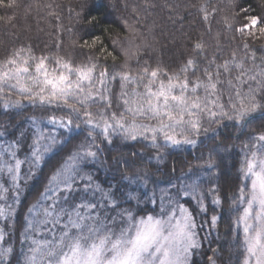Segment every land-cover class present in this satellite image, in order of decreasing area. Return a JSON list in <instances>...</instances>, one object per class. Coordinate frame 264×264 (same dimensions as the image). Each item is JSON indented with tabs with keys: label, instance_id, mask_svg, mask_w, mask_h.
<instances>
[{
	"label": "snow or ice",
	"instance_id": "1",
	"mask_svg": "<svg viewBox=\"0 0 264 264\" xmlns=\"http://www.w3.org/2000/svg\"><path fill=\"white\" fill-rule=\"evenodd\" d=\"M13 6L15 0H0V7ZM203 18L208 19L206 11ZM249 20L251 26L261 23L256 16ZM248 28L245 25L238 31L243 34ZM247 35L252 40L264 39V26L258 33L248 30ZM99 39L96 37L91 45L85 42L84 46L91 51ZM56 47V52L37 54L30 45L19 46L0 59V100L5 109L22 106L26 101L33 106L66 110L71 115L53 114L47 117L48 122L65 129L83 124L92 132L99 130L109 144L113 134L125 141H148L158 151L161 142L164 146H195L198 138L209 130L215 135L230 127L239 129L241 134L250 132L251 144L245 145L247 151L241 168L243 179L250 184L247 191L240 188L238 199L232 203L245 205L235 220V226H242L243 230L242 264H264V131L250 128L257 124L264 129V57L257 65L254 51L250 55L246 51L240 59L234 51L231 58L220 63L213 56L207 67L202 68L195 58H188L178 71L169 72L159 65L153 67L147 61L133 69V59L139 65L137 46L135 50H122L124 62L118 70L109 71L101 61L106 62L108 57L115 61L117 57L103 46L97 55L79 60L71 54H61L60 43ZM243 47L250 49L247 42ZM194 48L204 51L200 42ZM247 60L252 62L250 67L246 66ZM198 70L202 76L196 75ZM225 83L229 89L227 103L222 101L221 86ZM113 87H118L115 94ZM114 104L119 111L113 110ZM73 116L79 123L73 124ZM205 122L209 127L204 126ZM38 123L31 150L32 167L37 168L55 143V138L49 136L50 142L42 147L44 133L39 131ZM213 124L217 127H211ZM89 137L95 141L91 132ZM18 147L17 143H10L0 150V172L11 174L14 183L19 179L22 164L15 158ZM8 155L14 163L4 159ZM96 157L97 153L89 146L82 153L68 157L48 178L39 199L28 209L26 230L41 236L26 237L31 239L32 246L25 264H189L192 251L201 246L192 212L169 197L170 205L175 206L169 207L166 219L153 215L136 217L131 210L120 207L115 189L105 191L93 183L91 175H81L80 161ZM206 165L209 169L217 166L211 155ZM133 176L144 182L147 173H133ZM77 178L86 181V192L99 191L104 202L113 209L119 208L117 216L101 217L96 211L98 203L82 202L66 207L69 197L64 193L75 190ZM123 178L132 180L127 173ZM198 187L194 181L185 185L189 190L181 193L172 185L177 195L183 196H191ZM135 191L125 193L126 200L137 199L132 195ZM202 195L197 204L206 211ZM149 202L155 203L151 199ZM212 203L221 201L217 197ZM4 215L5 210L0 208V216ZM218 219L213 215L210 222L215 225ZM3 239L0 232V240ZM10 252L11 248L0 250V259Z\"/></svg>",
	"mask_w": 264,
	"mask_h": 264
},
{
	"label": "trees",
	"instance_id": "2",
	"mask_svg": "<svg viewBox=\"0 0 264 264\" xmlns=\"http://www.w3.org/2000/svg\"><path fill=\"white\" fill-rule=\"evenodd\" d=\"M205 11L207 20L203 18ZM252 16L258 17L261 23L251 26L249 17ZM245 25L250 28L242 34L238 29ZM261 26H264V0H15L13 7H0V59L19 46L30 45L40 54L56 52L60 43L61 54H71L78 60L97 55L100 47H105L117 57L115 61L111 57L106 62L101 61L109 71L118 70L124 62L122 50H135L137 46L139 65L133 59V69L147 61L153 67L159 65L173 72L188 58H195L202 68L207 67V61L213 56L220 63L231 58L234 51L237 59L245 57L246 51L249 55L254 51L255 63L260 65L264 39L252 40L247 31L258 33ZM96 37L100 38L99 42L90 51L84 46L85 42L91 45ZM197 42L204 45L203 53L194 48ZM245 42L250 49H244ZM251 63L247 60L246 66L250 67ZM196 75L203 73L198 70ZM221 87L222 101L227 103L228 86L225 83ZM117 91L118 87H113V93ZM113 110L119 111L115 104ZM53 114L71 115L66 110L33 106L26 101L22 106L5 109L0 100V150L10 143L19 144L15 158L22 161L15 183L11 174L0 172V208L5 210V215L0 216V232L4 236L0 250L11 248L8 256L0 259V264H25V256L32 246L31 239L26 237L41 236V233L26 230L28 209L39 199L53 171L68 157L82 153L89 146L97 157L80 161L81 175H91L93 183L105 191L115 189L120 207L131 210L136 217L161 216L168 213L170 206H175L170 205V197L192 212L201 246L190 264H213V261L215 264H242L243 235L240 227L235 226V220L244 205H233L232 201L238 199L240 188L248 190L241 168L247 151L245 145L250 147L251 144L249 131L241 134L239 129L230 127L215 135L209 130L198 138L195 146H164L161 142L158 151L148 141H125L114 134L112 143H106L99 130L92 132L83 124L69 129L52 125L47 117ZM72 119L74 125L79 123L74 116ZM37 121L39 131L44 133L42 147L50 142L49 136L55 138L38 168L32 167L31 157L32 143L37 138ZM204 126L209 127L207 122ZM250 128L264 131L257 124ZM90 132L95 137L94 142L89 137ZM210 155L217 165L211 169L206 165ZM4 159L14 163L10 155ZM125 173L132 180L123 178ZM133 173H147L145 181L136 180ZM194 181L199 187L191 196L177 195L172 188L175 185L182 193L189 190L185 185H192ZM85 182L77 178L75 190L64 193L69 197L65 206L98 203L96 211L101 217H116L119 208L113 209L104 202L99 191L86 192ZM132 189H136L132 195L137 199L128 201L125 193ZM201 193L206 211L197 204ZM217 197L221 203L214 205L212 201ZM150 199L155 203L149 202ZM213 215L219 217L215 225L210 222ZM108 223L111 224V220Z\"/></svg>",
	"mask_w": 264,
	"mask_h": 264
},
{
	"label": "rangeland",
	"instance_id": "3",
	"mask_svg": "<svg viewBox=\"0 0 264 264\" xmlns=\"http://www.w3.org/2000/svg\"><path fill=\"white\" fill-rule=\"evenodd\" d=\"M250 184V181H248V185ZM244 205V204H243ZM243 207H245V205L243 206ZM243 210V209H242ZM148 215H152V214H148ZM144 216H147V215H141V216H139V217H144ZM155 217H163V218H167V215H166V212L165 213H161V216H155ZM240 229H241V232H242V235H243V230H242V226L240 227ZM199 239V238H198ZM232 249H233V246H232ZM197 250H198V248H196V249H194L193 251H192V254H191V256L189 257V264L191 263V261H192V258L197 254Z\"/></svg>",
	"mask_w": 264,
	"mask_h": 264
}]
</instances>
